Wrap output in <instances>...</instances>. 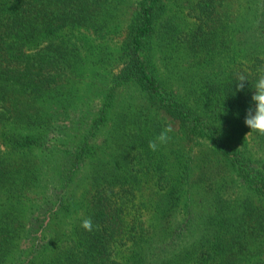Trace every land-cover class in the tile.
<instances>
[{
  "label": "trees",
  "instance_id": "obj_1",
  "mask_svg": "<svg viewBox=\"0 0 264 264\" xmlns=\"http://www.w3.org/2000/svg\"><path fill=\"white\" fill-rule=\"evenodd\" d=\"M227 1L197 0L184 43L194 73L179 84L155 59L157 39L180 31L168 4L138 0L125 59L87 111L91 101L66 91L80 50H34L62 31L106 28L115 0H0V264H264V159L248 147L264 136L244 123L264 17L255 4L239 37L249 62L231 64ZM241 73L249 82L237 91ZM127 83L142 100L113 111ZM165 117L178 128L154 152ZM192 193L205 210L187 204Z\"/></svg>",
  "mask_w": 264,
  "mask_h": 264
},
{
  "label": "rangeland",
  "instance_id": "obj_2",
  "mask_svg": "<svg viewBox=\"0 0 264 264\" xmlns=\"http://www.w3.org/2000/svg\"><path fill=\"white\" fill-rule=\"evenodd\" d=\"M115 2L117 3L115 13L106 28L81 27L73 33L67 30L62 31L56 36L44 40L34 50L44 51V56L46 55L47 58L51 59L57 56V53H54L53 50L59 46H64L67 49V54L73 53V49L74 51L78 50V52L80 50L82 57L80 60L82 62L78 63L76 69L72 70L73 73L66 86V91L72 90L73 94L79 99L86 97L88 101H91V106L86 107L87 111L98 109L99 106H95V103L102 99V93L98 87L105 85L110 80L112 73L119 69L120 64L125 59V56H122L121 45L126 28L135 13L138 0H115ZM166 2L168 4V14L174 20V24L178 25L180 31L175 35L176 39L172 38L168 43L157 39L158 51L155 59L165 74L171 75L176 72L179 75L182 74L183 77L179 80L180 84L191 73H194L193 70L187 69L186 58L188 53L184 49V43L186 34L194 29L196 22H198L195 16L197 0H166ZM257 3L261 4L258 14L260 17H264V0H228L226 2V13L230 17L227 20L229 25L226 26V35L231 40L229 41L231 45L229 51L231 52H227L226 60H229L231 64L249 62L250 58L245 55L244 50H241L244 45L239 42V37H247L246 28L250 26L248 19L256 12L255 4ZM227 41H225L226 46H228ZM234 48L240 49L237 55L232 54ZM69 72H71V69ZM138 92L130 83L123 85L118 91L117 106L114 107L113 111L140 103L142 98ZM193 96H195V93H193ZM165 120L174 126L176 132L177 123L169 117H165ZM248 147L254 158L264 159V144L257 137H249ZM86 190H90L88 181L82 182L77 189L79 197H82L81 195ZM187 204L191 206L193 204L195 213L205 210L206 207L204 203H200V196L194 193L191 194ZM182 214L183 212H181Z\"/></svg>",
  "mask_w": 264,
  "mask_h": 264
},
{
  "label": "clouds",
  "instance_id": "obj_3",
  "mask_svg": "<svg viewBox=\"0 0 264 264\" xmlns=\"http://www.w3.org/2000/svg\"><path fill=\"white\" fill-rule=\"evenodd\" d=\"M236 82L237 91H243L246 83L249 81L246 75L241 73L238 75ZM251 88L253 90L251 96L252 106L246 112L244 123L251 129L248 134L254 132L260 136H264V66L258 69L257 79ZM173 132L174 126L170 122L165 124L161 131L153 139L148 141L149 149L155 152L160 146L167 145L172 140L171 133ZM81 227L86 231H93L92 218L84 217L81 221ZM95 227L98 230L100 225L97 224Z\"/></svg>",
  "mask_w": 264,
  "mask_h": 264
}]
</instances>
